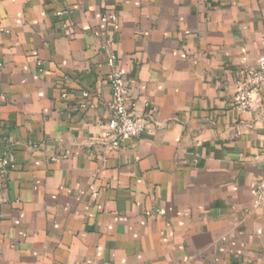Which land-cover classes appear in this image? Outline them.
<instances>
[{"label": "crops", "instance_id": "obj_1", "mask_svg": "<svg viewBox=\"0 0 264 264\" xmlns=\"http://www.w3.org/2000/svg\"><path fill=\"white\" fill-rule=\"evenodd\" d=\"M263 30L264 0H0V264H264ZM115 69L153 126L109 148Z\"/></svg>", "mask_w": 264, "mask_h": 264}, {"label": "built area", "instance_id": "obj_2", "mask_svg": "<svg viewBox=\"0 0 264 264\" xmlns=\"http://www.w3.org/2000/svg\"><path fill=\"white\" fill-rule=\"evenodd\" d=\"M57 15H62L63 11H56ZM105 21L106 18L101 19ZM118 27L117 24L114 25ZM260 40L264 43V30L260 34ZM114 59V55L110 59ZM264 78V58L260 59L255 66L248 67L245 77L237 81V92L235 95L236 108L246 110L250 107L253 97L260 89ZM108 86L112 95L111 116L104 123L100 135V142L109 148H117L127 139L135 138L142 132L152 128L153 123L146 117L133 113L128 105L126 92L124 89V72L121 69L112 70L108 78ZM66 93H63V97ZM82 96H88L83 92ZM85 106V104H82ZM12 167L9 152L5 151L0 157V170ZM251 193L259 206L264 208V178L257 181Z\"/></svg>", "mask_w": 264, "mask_h": 264}]
</instances>
